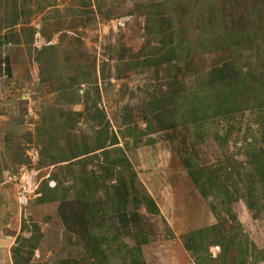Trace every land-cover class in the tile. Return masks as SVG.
Segmentation results:
<instances>
[{"label":"rangeland","instance_id":"1","mask_svg":"<svg viewBox=\"0 0 264 264\" xmlns=\"http://www.w3.org/2000/svg\"><path fill=\"white\" fill-rule=\"evenodd\" d=\"M130 1L120 5L118 0H16L20 20L26 21L25 26L33 29L34 35L30 43L29 34L20 33L19 43L12 44L8 40L10 47L0 53V60L6 56L10 59L11 77L6 89L0 81V264H14V248L17 244L23 245L22 240H29L33 233L39 234L34 250L27 253L29 247L25 243L19 252L20 256L29 258L28 264H51L65 259L69 252L72 253L71 264H120V260L114 259V251L118 249L122 256L124 248L137 244L145 264H198L201 261L215 264L209 258L216 259L221 253L218 242L222 234L233 237L232 243L239 244L240 249H247L244 258L239 256L238 250L230 249L229 264H241L240 259L245 264H264V186L256 176L252 178L249 164L252 154L264 153L261 100L257 98L255 106L251 105L252 98L247 106L231 105L232 110H223L222 114L206 120L186 118L181 123L182 117L176 114L167 120V128L158 125L159 113L150 108L155 97L159 104L165 100L170 104L169 101L185 99L191 94L187 109L195 111L197 93L193 92L198 90L200 79L231 59L230 48L202 55L192 51L183 55L187 62L179 58L164 63L157 72L155 68H145L143 72L129 70L119 78L115 76L117 98L106 97L104 101L110 119L104 117L102 121L103 116L92 103L83 117L66 112L73 101L71 90L89 88L83 84L66 91L75 82L70 81V77L81 80L92 76L101 61L102 65H117L120 59H131L134 55L130 61L133 63L141 48L153 46L149 36L154 35L155 26H149L147 36L144 18L141 21L130 14ZM212 2L215 8L224 6L221 15L224 26H238L236 30H248L256 36L258 31H264V27L258 26L264 23L262 0L228 3L225 0H179L175 6L170 5L172 10L168 14L177 22L175 27L182 26L185 36L194 41L206 31L211 35L224 33L225 30L212 31L200 26V20L201 25L216 20L215 14L211 12L208 16L206 10ZM4 3L6 1H0L1 9ZM106 12L113 15L112 20L131 18L110 23V18L100 16ZM97 21L104 27L97 26ZM20 27L1 30L0 34L8 38L7 33L12 35V31H20ZM162 34H166V26ZM48 45L55 48L52 56L48 55L51 60L39 66L35 62L36 51ZM240 51L242 58L239 63L235 61V66L242 65L243 71L251 66L256 71L253 75L258 74L262 55ZM59 86L63 87L62 93L67 94L57 97L55 91ZM125 109L131 112L128 126L119 121ZM162 112L164 123L167 113ZM202 112L213 111L204 109ZM52 138L57 140L54 146L48 147L53 154L39 167L40 147L47 148ZM114 139L117 143L111 146ZM71 141L79 145L76 150L88 151L87 154L69 160ZM99 143L103 144L100 148H104L96 149ZM63 159L67 164L62 163ZM68 163L71 164L68 166ZM191 170L199 174L215 170L217 178L213 181L205 174L200 175L202 180L198 184L192 180ZM31 174H35L36 183L25 202L21 185L25 184L24 176ZM54 176L57 181H63L59 191L64 189L65 203L39 202L38 189L46 181L53 189L57 181L52 182L50 177ZM222 185L228 193L217 191L216 187ZM115 189L131 193L122 190L116 196ZM203 189L206 192H202ZM90 190H93V201L100 203L101 211L110 213L91 225V228L97 225L101 233L88 232L90 236L102 234L97 239L101 251L96 255L88 253L89 245L85 242L89 241V234L82 232L78 225V215L91 208L90 203H83L84 195ZM80 193L84 211L81 203L74 204V198ZM121 196L127 201L126 213L136 216L135 222L129 221L125 228L116 226L118 219L111 210L112 201ZM70 214L77 216L73 219ZM108 224L120 229L118 237L113 235V229L107 228ZM210 227L216 229L209 233L207 243L202 245L200 240L199 245V249L204 250L200 254L206 260L197 258L185 244L191 233ZM66 239L69 245L65 250ZM234 257L236 261L230 263Z\"/></svg>","mask_w":264,"mask_h":264},{"label":"trees","instance_id":"2","mask_svg":"<svg viewBox=\"0 0 264 264\" xmlns=\"http://www.w3.org/2000/svg\"><path fill=\"white\" fill-rule=\"evenodd\" d=\"M0 1L2 2V0ZM5 1L7 3V7H6V3H4L3 5H1L2 9L0 8V32L1 30H6V29L10 30L16 26H21L19 29L20 31L16 32V30L14 29L12 31V35H9V33H7L8 35L7 41L9 40V42L12 44H18L20 41V35H21L20 33H22L24 36L26 34H29L27 37L29 38V42L31 43V40L33 39V35H34V30L31 28H27V26H25L24 23L26 21L22 22L21 21L22 19L20 20L19 18L20 15H18L19 11H17L15 8L16 7L15 5L17 3L16 0H4V2ZM176 1H179V0H164L160 2L138 5L133 9V11H130V13L138 12V13H143L146 15L145 29L147 32L146 33L147 36H148L149 26H151L152 24L155 26V28H154V35L149 36L150 37L149 41L152 42L151 45L153 46L149 47V45H147L146 48L144 49L141 48L137 56L135 55L136 57L143 56L144 59H142V61L140 62L138 60L134 62V65H133L134 69H130V67H127L126 64L123 63L127 67L128 71L132 70V72L135 73L136 71L143 72L145 68H152V69L155 68L157 72V70L161 68V66L164 63H167L170 61H176L179 58L180 60L187 62L188 59H186L185 57L183 58V55L184 53H190L192 51H194L196 54L202 55V54L211 53V52L223 49V48H230L232 57L231 59H228L221 65L212 68L210 70V73L208 74L209 76H205L203 79H200L199 84H198L199 85L198 90L196 92H193V93H197L196 98H195L197 100L195 111L190 112L187 109L188 103H189V96L191 94L186 96L185 99L181 98V99H175V101H169L170 104L166 100L160 102L159 104L158 102H156V99L158 97H155L153 99L154 102L153 101L151 102L152 104L150 108L153 111L154 109L157 110V112L159 113L157 115L158 125L162 126L163 128L164 127L167 128V125H169L168 124L169 122H167V120L169 118L171 119L173 115H176V114L182 117L183 120L180 121L181 123L184 122L186 118L188 119L190 118V120L192 121L206 120L208 118L214 117L215 115H219V113L222 114L223 110L225 111L232 110L233 107L231 105L243 103V105L247 106L249 102L248 100L250 99L251 101V98L253 99V101H251L252 106H255L254 102L256 101L257 98H259L261 100L260 107L264 108V31H258V32L256 31L258 34V36H256L255 34H253V32L251 33V31H248V30H240V29L236 30L238 26L234 28V27H230V26L228 27L227 25H225L227 26V29H225V26L223 25V21L221 19V15H223L222 9L224 6H219L218 8H215V3L212 2L213 4L212 3L210 5L208 4V8L206 10H207L208 16L211 14V12L214 13L216 20L214 21L211 20L209 23L205 25H201L202 23L200 20V26L205 27L207 30H212V31L218 30L219 32L225 30L226 32L224 33L214 32V34L211 35V32L206 31V33H204L205 34L204 36H200L199 37L200 39L198 40L195 39L194 41L193 39L189 38V36L187 35L185 36V33H183V31L185 32V30L181 28L182 26L180 28L175 27V24L177 22H174L175 19L173 17H170V15L168 14L172 10V8H170V5H172V7L175 6L174 4L176 3ZM184 1H187V0H184ZM231 1L232 0H225V3H228ZM262 1L264 2V0ZM99 8H100L99 9L100 13H102L103 9H101L100 4H99ZM214 8L215 10H213ZM20 13H21V10H20ZM109 15L110 14L106 12L104 14H101L100 16L101 18L111 19L113 15H110V16ZM157 23L159 24L161 23L163 25H160V26L156 25ZM165 26H166V34H162V32H164ZM258 26L264 27V23L263 24L262 22L258 23ZM26 30L29 31V33H25ZM189 32L190 31H188V33ZM147 44H149V42ZM54 49L55 48L48 45L36 51L35 62L40 66L43 64V62H47V59L51 60L48 58V55L52 56V51ZM240 49L249 51L250 53L255 51V53L257 52V55H260V54L262 55L259 60L260 62H258V66H259L258 69H260V71L257 72L258 74L253 75L254 72L256 71H253L252 70L253 67L251 66L248 67L246 71H243L242 65L240 67L239 65H237V67L235 66V61L239 63L240 58H242ZM171 87L172 86L169 87L170 88L169 90H171ZM208 92H209V95H207ZM161 97H164V95L163 96L161 95ZM171 99L173 98L171 97ZM148 104L150 105V103ZM256 106L259 107V104L256 103ZM164 108H167L168 110ZM204 109L205 110L211 109L213 112L203 113L202 111ZM236 110H238V108ZM162 111H165L167 113L164 119L165 121L164 123L162 120V118L164 117H162L161 115V114H164V112ZM66 115H68V113ZM99 115H102V114H99ZM128 116H131V112L130 114H128ZM103 119L104 117L101 118L102 121ZM56 142L57 140L52 138L50 139L49 144H47V148L44 149L43 147L42 149L41 148L42 146L40 147L41 153L40 152L39 153H40L42 161L39 163L38 165L39 167H41V164L45 165L46 164L45 160L48 157H51L53 152L50 151L48 147L54 146ZM116 143H117L116 139H114L112 141L111 146L116 145ZM77 146L79 145L76 144V142L71 141V147H70V150L67 156V157H70L69 160L80 158L87 154L88 151L82 152V151L76 150ZM100 146H103V144L99 143L98 145H96L95 148L96 149L104 148V147L100 148ZM57 148L58 147H56V150ZM69 164L71 163H68V166ZM249 164L251 165V168H252L251 169L252 172L250 173L252 178L253 176L254 178L256 176L257 177L256 179H259L260 181L259 183H261V185L264 186V153L252 154L249 159ZM108 165L112 167V169L114 168L112 164H108ZM190 173H192V180H194L198 184L202 180L199 177L200 175L205 174V176H207L208 178H212L213 181L217 178V175L214 174L215 170L204 171V174H199V172L194 173V170H191ZM50 180L57 181V177L56 176L50 177ZM62 184H63V181L61 182V180H58L57 183H55V186L53 187V189H50L47 186V181L42 183L41 187L38 189V193L40 194V197L38 199L39 202L50 203V202L57 201V202H60L61 204H64L65 199H66V196L64 195L65 193L64 189H61V191H59L60 190L59 188L61 187ZM223 187H224L223 185L220 187H216L217 191H221V192L223 191V192L228 193L227 188H223ZM122 190L125 191L126 193L128 192L131 193L130 191H127L126 189H115V192L113 193L115 195L116 193L117 195H119L120 193L123 192ZM202 192H206V190L203 189ZM81 195L82 193H80V195H77L74 198L75 205L76 203H81V206L83 205L82 202H80V198H79ZM86 195L87 196L84 195L83 197L84 198L83 203H87V204L90 203L91 208H86L87 212H85L82 206V210L84 212L82 213L80 212L81 214L78 215V222L80 221L78 225L79 226L81 225L80 230L83 229L82 232H84L86 235L89 233L90 234L101 233L100 230H98L97 225L93 226L92 228H91V225L95 223L96 219L102 220L101 218L104 219V216L110 213L109 211H106V212L101 211V209L99 208L100 203L93 201V190H90L89 193ZM115 200L116 201L114 203L112 201L111 207L112 206L113 207L111 210L113 211V213H116V218L118 219V221H116V226L119 228L120 226L125 228L127 225L126 223H128L129 221H132V223L135 222L136 216L134 214L129 215L126 213V210H125V206H126L125 204L127 202L126 199H123L121 196L119 197V199L117 198ZM66 203H69V201H67ZM75 216L77 215H71V214L69 215V217H72L73 219H75ZM65 219H68V218H65ZM107 226H108L107 228H111L114 230L113 235H115V237H118L120 235L118 233V230L120 229L115 228L114 227L115 225L112 226V224H108ZM215 229H216L215 227H210V228H205L202 230H198L194 233H191L190 237L188 238V241L185 244V247L189 250L190 253L196 254L197 258L206 260V257L200 254L201 251H204V250L199 249V245L201 242H202L201 243L202 245H204V243H207V239L209 238V233L211 231H214ZM93 230H96V231H93ZM108 230L109 229H107L106 233L109 232ZM36 231H37V228L35 229V232ZM85 234H83L84 236L83 238H85L86 236ZM90 234L88 235L89 241L85 243L89 245L88 253L90 254L91 252V254L96 255L97 252L101 251V248L99 246L100 243L97 241V239L100 236H102V234H100V236L98 235L90 236ZM103 236L105 239L106 235L103 234ZM220 237L222 239L218 242V244L219 246H221V253L217 256L216 259H211L208 256L209 261H212L215 264H229L227 260V257H228L227 253L230 251V249H233V251L238 250L237 253L239 254L240 257H243L245 254H247L246 248L240 249L239 244L232 243V241H235L233 237L228 238L229 236L226 237L225 234H222V236ZM38 239H39V234L36 233L34 235L33 233V235H31V238L29 240H22L23 245L17 244V246L13 250L14 264H28L29 258L20 256L19 252L21 251V249L24 248L25 243H28V247H29L28 248L29 251H27V253L32 252L37 245ZM91 246L93 248H91ZM138 247L139 245L137 244L136 247H133L130 249L124 248L122 250V256L119 250L116 249L113 254L114 259L116 260V262L117 260H120L121 261L120 264H145L144 261L142 260L141 251ZM240 260L242 261L241 264H245L244 260L242 259ZM233 261H236L235 257L234 259H231L230 263H233ZM198 264H203V262L201 261Z\"/></svg>","mask_w":264,"mask_h":264},{"label":"crops","instance_id":"3","mask_svg":"<svg viewBox=\"0 0 264 264\" xmlns=\"http://www.w3.org/2000/svg\"><path fill=\"white\" fill-rule=\"evenodd\" d=\"M118 1L120 2V5H123V4L125 5L128 2V0H118ZM154 2H156V1L131 0L130 3L132 5V7H131L132 9H130V10L133 11V9L138 5L154 3ZM135 13H130V14L131 15L133 14V16H135L136 19L140 20V18H141V21H142V18H144V21H146V18H145L146 15L145 14L138 13V12L136 14ZM112 18L110 19L109 22L112 23L114 21V23H116V21H119L120 19H124V20L129 19L130 20L131 16H128V17L125 16L124 18H118L115 20H112ZM127 22H128V20H127ZM97 26L104 27V24L101 25L97 21ZM37 39L39 41V37H37ZM9 47H10V43L7 41L6 35H4V33L0 34V53H3L4 50L6 48H9ZM133 57L134 56H132L131 59L122 58L118 61V62H120V64L111 65V66H108L106 64L102 65V63H101L102 61H101L100 63H97V67H95V72H94V74H92V76H88L87 78H81V80L78 77H76V78H73V76L70 77L69 78L70 81H75V82L70 84V86H68V89H66V91L69 89H72V87H73V89L75 87L76 88L82 87L83 84H86L87 86H89V88L87 90H85V89H83V90H81V89L77 90L76 89L77 91L71 90V92H72L71 96H72L73 101H72V105L70 106L71 107L70 110L66 111V112H70L71 115L76 116V117H83L85 115V111L86 110L88 111V105H90V103H92L93 105L94 104L96 105L95 107L99 110V113H101L103 115V117H105V120L110 119L109 118L110 116L108 114L109 111H108L104 101L106 100V97L113 98L114 100H116V98H117V94H118L117 92L118 91H117V87L114 88L115 85L113 82L118 81V79L116 80L115 76L117 78H119L118 76H120V74L123 75L125 73L126 74L129 73L127 67H130V69H134V67H133L134 62H136L137 60L140 62V61H142V59H144L143 56L135 57L137 59L134 58L135 61H133V63H131L130 61L132 60ZM105 62H106V60H105ZM121 63L126 64L127 67ZM9 64H10V59L8 56H6L0 60V81H1L2 87L4 89H6L8 84L11 82V81H9V80H11ZM108 70H110V72ZM113 77L115 80L113 79ZM80 81H83V82H80ZM60 87L61 86H59V88L55 91L58 94L57 97H59L63 94H67L65 92L62 93L63 87H61V88ZM127 90H129V89H127ZM117 101H119V99ZM104 106H105V108H104ZM109 109L112 110L111 108H109ZM121 113H122V115H121ZM121 113H120L121 117H119V121L123 122L124 125L128 126V122L130 121V117H131V116H128V114H130L129 109H125V111L121 112ZM62 163L67 164V161H64V162L62 161ZM68 240L69 239L65 240V250L67 248L66 245H69ZM60 250H59V252H60ZM65 253H66V251H65ZM71 256H72V253L69 252V253H67V257L65 259H58V261L54 260L51 264H71V262H70Z\"/></svg>","mask_w":264,"mask_h":264},{"label":"built area","instance_id":"4","mask_svg":"<svg viewBox=\"0 0 264 264\" xmlns=\"http://www.w3.org/2000/svg\"><path fill=\"white\" fill-rule=\"evenodd\" d=\"M26 178V180H24L25 184L23 183V185H21L22 189H21V195L24 198V201L26 199V195L28 194L29 190H31L33 192V188L35 185V174H31L30 176H24ZM26 202V201H25Z\"/></svg>","mask_w":264,"mask_h":264},{"label":"clouds","instance_id":"5","mask_svg":"<svg viewBox=\"0 0 264 264\" xmlns=\"http://www.w3.org/2000/svg\"><path fill=\"white\" fill-rule=\"evenodd\" d=\"M53 182V181H52Z\"/></svg>","mask_w":264,"mask_h":264}]
</instances>
